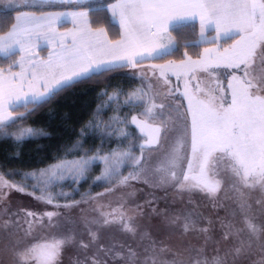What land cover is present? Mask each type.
<instances>
[{
    "label": "snow or ice",
    "instance_id": "snow-or-ice-1",
    "mask_svg": "<svg viewBox=\"0 0 264 264\" xmlns=\"http://www.w3.org/2000/svg\"><path fill=\"white\" fill-rule=\"evenodd\" d=\"M51 5L63 10H43ZM101 19L109 27L118 23L120 39H109L107 27L93 28ZM197 19L199 39L181 40L189 28L194 31ZM68 22L71 29L58 30V25ZM210 30L216 35L207 36ZM233 36L239 39L219 47L222 39ZM42 41L51 48L47 59L39 58L35 51ZM181 43L185 51L179 61L143 64L173 55ZM199 43L216 46L204 48L193 58L187 49ZM4 60L10 63L7 68L0 66V138L18 144L49 135L25 122L38 107L66 90L124 69L140 80V86L125 92L120 86L109 91L106 84L79 139L63 155L31 171L0 173V229L10 242L0 247V264H61L63 250L73 237L50 234L34 242V230L44 228L45 222L49 228H60L55 222L59 213L11 212L4 203L16 191L56 208L74 207L81 201L54 202L77 188L71 193L53 189L63 188L65 182L79 185L96 164L103 168L93 183L113 186L95 197L85 193L89 199L143 182L171 186L179 193L198 191L220 207L219 194L224 192L226 199L235 201L230 215L242 217L243 226L225 217L220 221L222 235L214 240L213 221L200 226L202 218L188 213L173 223L182 218L181 234H195L203 243L199 247L189 243L186 257L177 259L181 254L168 244L152 241L144 248L142 260L130 246L125 252L123 245L119 250L115 245H100L92 257L76 264H108L109 257L114 264L121 259L125 264H246L254 244L259 259L252 264H264V223L256 222L249 202L251 192L259 191L262 198L256 204L264 212V0H99L94 6L89 0H0V62ZM221 75L227 76L226 86ZM173 76L183 82V91L172 86ZM125 107L139 111L129 119L127 114L121 115ZM106 109L113 115L105 121L101 114ZM129 125L135 126L138 137ZM96 134L100 145L95 151L85 149L84 139ZM112 138L117 146L104 151L105 141ZM138 138L142 142L136 144ZM124 140L127 147H121ZM81 151L83 154L67 158ZM125 167L130 169L127 174H123ZM17 175L19 180L6 178ZM101 215L104 225L118 224L124 233H137L134 217L123 204ZM20 217L27 228L22 227ZM13 227L16 231H9ZM90 236V242H80V249L87 251L99 243L96 233L90 232ZM211 245L215 246L209 255Z\"/></svg>",
    "mask_w": 264,
    "mask_h": 264
},
{
    "label": "rangeland",
    "instance_id": "rangeland-1",
    "mask_svg": "<svg viewBox=\"0 0 264 264\" xmlns=\"http://www.w3.org/2000/svg\"><path fill=\"white\" fill-rule=\"evenodd\" d=\"M90 4L99 2V0H89ZM59 6V5H57ZM59 10H63V7ZM54 11V10H46ZM73 25L68 22L62 25H58V30L63 32L71 29ZM105 26H96L93 28H99ZM110 39V37H109ZM120 39V37L118 38ZM115 39V40H118ZM199 39V37H198ZM239 39L236 37L232 40L226 39L219 43L221 49L228 47L235 40ZM112 40V39H111ZM203 44V43H202ZM216 45L204 43L202 45V50L207 47H214ZM38 53V57L41 59H47L51 48L46 42H41L38 48L35 49ZM199 55V54H198ZM198 55H192L196 58ZM167 59L154 60V61H143V64L149 63H165ZM172 60V59H170ZM179 61L180 59H173ZM14 71H19V68L13 69ZM124 73L130 75L129 70L124 69ZM221 73L224 72L223 69L220 70ZM230 75V73H229ZM131 76V75H130ZM222 82L227 85V76H220ZM140 86V80L138 79ZM155 82V81H153ZM171 82L173 87H179L183 91V82H178L175 76L171 77ZM185 107L187 106L186 101H183V97L177 96ZM134 113L133 115H135ZM137 137L139 136L138 130L134 133ZM141 139H136L135 143H141ZM138 149V148H137ZM139 154V149L136 150ZM103 165H101V170ZM130 169L123 168V174H127ZM115 183V182H114ZM113 185L107 186L100 189L99 191L92 194L90 197H95L97 193L104 192L106 188L112 187ZM247 191V190H245ZM229 195H233L229 193ZM220 200L218 203L222 206L217 207L214 205L206 194L195 191V192H184L179 193L174 187L164 186V187H154L143 182H134L131 187L120 188L116 191L106 194L98 199H83L80 200L81 203L71 208H56L54 205H46L40 201L34 199L33 196L26 195L20 192L12 191L5 203L4 207L10 209L11 212H19L20 210L33 211L36 213H43L46 211H56L59 216L55 218V222L60 225L59 229L49 228L45 222L44 228H36L34 230V242H39L44 237L50 234H63L73 237V242L69 243L63 250L61 256V264H76L79 260L83 262L86 257L90 258L97 252L100 245L110 246L115 245L117 250L123 245V250L126 252L127 248L130 246L135 251L140 253V259H143L144 248L150 247L152 241H156L159 245L160 242L168 244L174 253H180L177 259L186 257L188 253L185 248L189 243L196 245L197 247L203 243L202 240H198L195 234L192 235H182L181 229L183 225V219L181 218L178 223H173L176 221L177 217H183L188 213H193L194 218L199 215L202 218L200 226H205L208 221H213V232L212 236L214 240H219L222 235V229L220 227L221 219L227 217L228 220L236 223L238 227H242V217L237 215L233 218L230 213L233 208H235V201L232 199H226L225 193L221 192L219 194ZM262 198V194L259 191H252L250 194L249 202L253 205L254 213L256 215V222L258 224L264 223V212H262L259 205L256 204L258 199ZM86 201V202H85ZM55 203V202H54ZM73 203V202H72ZM70 204V203H69ZM123 204L128 215L134 217V224L137 228V233L135 235L131 233H124L122 231V226L118 224L104 225V217L101 215L102 212L110 211L111 208H116ZM64 205V204H60ZM103 206V207H102ZM139 206V207H138ZM7 220V216L4 217ZM22 223V217H20ZM92 221H98V223H91ZM227 222V221H226ZM3 221H0L2 225ZM23 228H27V224L22 223ZM9 231L15 232V227L9 229ZM90 232L96 233L99 237V243L94 244L90 249L84 251L80 249V242L83 241L88 243L91 241ZM22 235V233H21ZM143 238V239H142ZM10 242L4 237L3 230L0 229V247L8 245ZM215 245H211L208 250V254L211 255V248ZM101 258L103 254L101 253ZM171 259V256L167 257ZM7 260V258H5ZM108 264H114L112 259L106 258ZM259 259L258 247L254 244L253 255L246 261V264H252L253 261ZM118 264H125L124 260H119Z\"/></svg>",
    "mask_w": 264,
    "mask_h": 264
},
{
    "label": "trees",
    "instance_id": "trees-1",
    "mask_svg": "<svg viewBox=\"0 0 264 264\" xmlns=\"http://www.w3.org/2000/svg\"><path fill=\"white\" fill-rule=\"evenodd\" d=\"M107 2L111 3L113 0H107ZM96 3L97 2L92 3V5L94 6ZM61 8L62 6L51 5L44 6L43 10H59ZM15 14L16 13L13 12L11 15L14 16ZM92 26L107 27L109 37L112 40L120 37V28L118 24H114L109 27V25L101 19ZM176 34L177 32L174 31L173 35ZM198 37L199 28L197 22H195L194 31L189 28L186 31V34L180 38L181 40L187 39L196 41L198 40ZM232 39L233 38H230L229 40ZM202 45V43H199L193 47H189L187 51L190 55H198L202 50ZM184 51L185 47L183 46V43H181L177 52L171 56H166L163 59H182ZM16 58V56L13 57V59ZM8 63H10V61L4 60L3 62H0V66L7 68ZM106 84L109 86V91H112V89L116 86H120L125 92H128L136 88L139 81L127 73H124L123 70H120L118 73L110 74L107 77H101L98 82L89 81L87 83L77 85L76 87L61 93L50 102L41 105L25 122V126H33L43 129L49 135L45 137L31 138L19 144L13 142L10 138H0V173H8L12 170H18L21 173L31 171L32 169L43 167L46 164L53 162L54 156L63 155L64 151L71 148L73 143L79 139L80 129L92 117V114L101 99L98 93ZM20 110L23 111V109ZM138 111L139 109L130 110L125 107L121 115L127 114L130 119L131 116ZM101 115L102 119L106 121L109 116L113 115V113L111 109H106ZM11 130L12 129H10V131ZM129 130L134 134L137 129L135 126L129 125ZM100 143V136L98 134L88 135L84 139L83 147L85 149L91 148L95 151ZM117 143L118 142L115 138L107 140L104 143L103 150L110 151L112 148L117 146ZM127 143L128 141L124 140L121 147H127ZM81 154H83L82 151L76 152L67 158L73 159L75 156ZM91 154L92 152H89V155ZM101 165L102 164H96L89 173V178L82 181L79 185H69V183L65 182L63 188L57 187L53 189V191L56 192L65 191L70 193L73 188L78 189L68 197H58L55 203L69 204L75 201H80L88 198V196H84L85 193H88L89 196H91L100 189L110 186V184L101 182H97L95 184L93 183V178L101 172ZM6 178L10 180L20 179L18 175L7 176ZM28 191H31V189H28Z\"/></svg>",
    "mask_w": 264,
    "mask_h": 264
},
{
    "label": "crops",
    "instance_id": "crops-1",
    "mask_svg": "<svg viewBox=\"0 0 264 264\" xmlns=\"http://www.w3.org/2000/svg\"><path fill=\"white\" fill-rule=\"evenodd\" d=\"M54 11H60V10H54ZM196 22H197V24H198V28H199V32H200V27H199V21H198V19H197ZM117 24H118V23H117ZM206 35L209 36V37H213V36L216 35V32H215L214 30H210L209 32L206 33ZM236 37H237V36H233V37H231V38L234 39V38H236ZM222 40H224V39H222ZM222 40H221V41H222ZM203 44H204V43H203ZM205 44H206V43H205Z\"/></svg>",
    "mask_w": 264,
    "mask_h": 264
}]
</instances>
